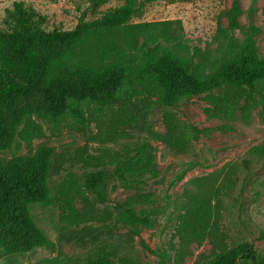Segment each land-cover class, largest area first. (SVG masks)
Here are the masks:
<instances>
[{
    "label": "rangeland",
    "instance_id": "rangeland-1",
    "mask_svg": "<svg viewBox=\"0 0 264 264\" xmlns=\"http://www.w3.org/2000/svg\"><path fill=\"white\" fill-rule=\"evenodd\" d=\"M23 2L43 16L42 27L66 30L79 18H94L102 11L120 6L125 0H0V28L4 27L6 9ZM233 0H157L128 22L131 32L119 28L99 38H90L69 54L73 60L95 66L98 51L111 49L113 55H137L143 36L136 24H155L169 38H180L184 46L179 55L189 56L197 47L196 58L210 64L220 41L217 26L227 28L235 45L251 43L256 57L264 56V0H238V28L228 29V12ZM196 59V60H198ZM264 84V83H263ZM208 94L180 95L171 105L160 104L157 93L135 94L128 108L113 105L94 111L84 107L89 117L85 125H74L69 116L50 119L33 113L22 118L15 128L8 148L0 146V158L33 160L38 148L50 149L45 186L53 194L51 204H31V219L41 230L44 242L29 251L1 254L0 264H72L92 248L112 243L115 256L132 260L133 264H192L212 252L208 239L193 240L187 255L175 257L178 246L176 231L184 207L191 200L201 180L218 185L225 169L235 165L236 180L231 196L222 195L213 203L210 221L225 232L230 248L242 249L246 244L264 253V158L249 155L252 146L264 140V123L258 108L244 120L241 99L231 118L214 108ZM92 109V111H91ZM139 119L133 120L130 115ZM195 127L197 138L183 143L178 130ZM171 128L174 130L168 133ZM173 138L171 142L163 135ZM163 137V138H162ZM147 140L153 155L157 178L148 179L141 188L124 187L115 179L104 181L99 189L88 186L85 172L108 164L110 154H119ZM246 163V166L244 164ZM139 195H149L151 202L136 206L150 211L154 224L128 225L116 203ZM157 253L166 252L161 258ZM235 264H250L239 258Z\"/></svg>",
    "mask_w": 264,
    "mask_h": 264
},
{
    "label": "trees",
    "instance_id": "trees-1",
    "mask_svg": "<svg viewBox=\"0 0 264 264\" xmlns=\"http://www.w3.org/2000/svg\"><path fill=\"white\" fill-rule=\"evenodd\" d=\"M105 1L97 0L96 4ZM154 1L157 0H125L94 18H79L73 28L51 31L42 27L43 16L21 1L6 9L4 27L0 28V146H10L13 131L26 115L37 113L50 119L69 116L74 125H85L89 117L84 107L96 111L119 104L128 108L131 98L143 91L157 93V101L168 106L180 95L208 94L213 90L217 94L209 95V101L224 117L231 118L243 99L242 118L247 120L258 108V118L264 123V56H254L251 43L235 45L225 34L227 28L217 26L220 43L208 65L204 64L207 59L196 58L197 47L189 56L179 55L184 41L169 38L162 30H152L150 26L155 24L134 25L141 26L143 36L135 56L113 55L111 49L102 48L95 66L69 56L88 39L113 29L131 32L130 19ZM239 14L238 0H233L228 12L229 30L238 28ZM130 117L139 119L136 114ZM173 131L171 128L168 133ZM198 132L195 127L182 128L178 137L185 143L197 138ZM163 137L174 140L166 134ZM50 152L48 148H38L33 160L0 158V255L26 252L45 240L31 219L29 206L54 201L45 186ZM249 155L264 158V140L252 146ZM108 164L85 172L86 183L95 188L101 200L104 197L99 187L106 180L115 179L124 187L138 189L148 179L159 176L147 140L130 150L110 154ZM234 166L225 169L218 185L194 180L199 184L184 207L176 231V258L187 255L190 241L208 239L212 252L192 264H235L239 258L250 264H264V253L252 244L230 248L225 232L209 219L214 211L212 202H218L222 195L231 196L230 190L238 179ZM151 201L149 195H139L116 203V207L136 230L138 226L154 224L150 211L136 210L137 205ZM259 236L264 237V228ZM114 252V244L107 243L90 249L72 264H133L130 259L116 257ZM151 252L161 258L166 256L165 251Z\"/></svg>",
    "mask_w": 264,
    "mask_h": 264
}]
</instances>
